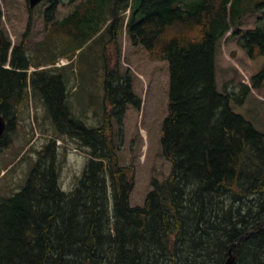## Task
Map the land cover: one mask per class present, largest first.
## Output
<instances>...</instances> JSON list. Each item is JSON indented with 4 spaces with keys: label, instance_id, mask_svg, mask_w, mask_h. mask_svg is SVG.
<instances>
[{
    "label": "trees",
    "instance_id": "1",
    "mask_svg": "<svg viewBox=\"0 0 264 264\" xmlns=\"http://www.w3.org/2000/svg\"><path fill=\"white\" fill-rule=\"evenodd\" d=\"M74 1L41 0L30 8L26 0L29 13L47 4L45 35L55 26L90 48L106 36L115 40L126 20L130 46L165 63L167 115L158 147L170 172L151 181L140 206L130 205L134 179L129 166L119 165L114 139H122L128 107L134 122L143 123L131 69L121 73L104 53L97 56L99 72L88 64L102 78L104 109L101 125L87 127L67 105L61 69L28 73V22L19 44L0 47V115L7 122L0 154L23 104L40 94L55 135L87 148L88 159L66 193L54 141L36 152L21 190L0 200V264H223L229 251L233 264H264V0H83L58 22V7ZM253 12L260 14L253 28L239 30L240 20ZM230 32L249 60L250 85L221 93L216 57ZM150 86L143 83L142 91ZM153 88L158 106L162 88Z\"/></svg>",
    "mask_w": 264,
    "mask_h": 264
},
{
    "label": "rangeland",
    "instance_id": "2",
    "mask_svg": "<svg viewBox=\"0 0 264 264\" xmlns=\"http://www.w3.org/2000/svg\"><path fill=\"white\" fill-rule=\"evenodd\" d=\"M80 1L83 0H75L71 5L66 3L60 5L56 12V20L59 22L72 13L74 6ZM42 3L29 13L26 0H0L2 42H8L11 46L19 44L30 22L25 54L32 66L40 65L39 69L43 70L57 68L55 64L61 59L72 61L69 66L61 69L65 76L67 105L72 115L90 128L100 126L102 123L103 85L102 78L91 74L88 64L91 62V65H96L99 72L102 60L97 56L104 53L107 62L109 63L110 60L111 65L117 63L121 73L127 68L131 69L134 75V92L142 98L140 113L143 123L134 122L135 112L128 107L123 120L122 139L115 137L114 141L119 165L129 166L130 174L134 179L130 205L140 206V202L143 203L145 195L151 190V181L153 179L162 181L170 172V165L162 157L158 147L160 123L167 115L165 63L151 61L143 49L132 48L124 28L123 33L116 36L115 40L109 39V36L103 37L102 44H92V48L77 45L76 39L70 37L68 31L63 29L57 31L55 26L48 31V35H45L44 11L47 4ZM128 13L127 11L126 16ZM259 16V13L254 12L245 15L240 20L238 29L243 32L252 29ZM105 39L108 41L107 47L103 45ZM117 52L121 53L119 59H116ZM76 56L80 57L74 60ZM51 59H54V62H51ZM32 66L29 74L34 71ZM216 66L217 88L221 93L236 92L240 85H250L249 60L237 45V37L231 35V32L218 44ZM138 76L144 84L162 88L158 106H156V88L150 86L142 91L143 83L138 80ZM153 106L156 109L152 117ZM144 128L147 129V138L141 133ZM54 138L59 140V143L55 142L58 146L56 147L59 186L66 193L73 189L87 162L88 150L80 147L75 140L55 135L42 96L36 94L23 104L18 122L9 134L10 144L0 154V200L11 197L21 190L36 158V152ZM146 140L149 147L146 145L147 150L144 151ZM119 141H121L120 145H118ZM155 144L157 152L151 157V148L153 149ZM144 154L147 155L148 160L144 158Z\"/></svg>",
    "mask_w": 264,
    "mask_h": 264
},
{
    "label": "water",
    "instance_id": "3",
    "mask_svg": "<svg viewBox=\"0 0 264 264\" xmlns=\"http://www.w3.org/2000/svg\"><path fill=\"white\" fill-rule=\"evenodd\" d=\"M28 1H29L30 8H33L41 0H28ZM1 43H2V40L0 37V46H1ZM5 128H6V122L4 118L0 115V139L5 131ZM232 262H233V256L230 255L223 264H232Z\"/></svg>",
    "mask_w": 264,
    "mask_h": 264
},
{
    "label": "bare ground",
    "instance_id": "4",
    "mask_svg": "<svg viewBox=\"0 0 264 264\" xmlns=\"http://www.w3.org/2000/svg\"><path fill=\"white\" fill-rule=\"evenodd\" d=\"M232 174H233V173H232ZM235 174H236V173H235ZM228 177H229V176H228ZM231 177H232V176H231ZM229 179H230V178H229ZM234 179H235V177H234ZM234 179H233V180H234ZM234 182H235V181H234ZM234 182H233V183H234ZM232 185H233V184H232ZM226 186H228V185H226ZM226 186H225V187H226ZM226 188H228V187H226ZM226 188H225V192H226ZM223 190H224V189H223ZM228 190H230V189H228ZM217 191H218V190H217ZM218 192H219V191H218ZM222 192H223V191H222ZM251 193H252V192H251ZM222 194H223V193H222ZM248 198H249V197H248ZM248 198H247V199H248ZM251 201H252V200H251ZM208 202H209V201H208ZM246 202H247V201H246ZM125 203H126V202H125ZM248 203H249V202H248ZM114 204H115V203H114ZM177 205H178V204H177ZM208 205H209V204H208ZM231 205H232V204H231ZM262 207H263V206H262ZM182 208H183V207H182ZM201 209H202V208H201ZM220 209H221V208H220ZM218 210H219V209H218ZM123 211H124V210H123ZM120 212H121V211H120ZM161 213H162V212H161ZM178 213H179V212H178ZM200 213H201V212H200ZM217 213H218V212H217ZM225 213H226V212H225ZM129 214H130V213H129ZM162 215H163V213H162ZM200 215H201V214H200ZM215 215H216V214H215ZM223 215H224V214H223ZM215 217H216V216H215ZM219 217H220V216H219ZM220 218H221V217H220ZM181 219H182V218H181ZM216 219H217V218H216ZM175 220H176V219H175ZM250 222H251V220H250ZM204 223H207V222H204ZM258 224H259V223H258ZM147 226H148V225H147ZM155 226H156V225H155ZM171 226H172V225H171ZM178 227H180V226H178ZM256 227H257V226H256ZM179 229H180V228H179ZM262 229H263V228H262ZM176 230H177V229H176ZM214 230H215V229H214ZM181 231H183V230H181ZM255 231H256V229H255ZM142 233H143V232H142ZM180 236H181V235H180ZM180 236H179V238H180ZM37 237H38V236H37ZM160 238H161V237H160ZM198 241H200V240H198ZM258 241H259V240H258ZM207 242H208V241H207ZM260 242H261V241H260ZM159 243H160V242H159ZM196 243H197V242H196ZM237 243H238V242H237ZM258 244L260 245V243H258ZM164 245H165V244H164ZM164 245H163V246H164ZM158 246H159V245H158ZM158 246H157V247H158ZM193 246H194V245H193ZM232 246H233V244L229 247V249L232 248ZM260 246H261V245H260ZM159 248H160V247H159ZM203 248H205V247H203ZM263 248H264V247H263ZM200 250H201V249H200ZM203 250H204V249H203ZM60 252H61V251H60ZM161 252H162V250H161ZM230 255L233 256L232 253L229 251V256H230ZM160 256H161V255H160ZM201 257H202V256H201ZM252 257H253V256H252ZM242 258H243V257H242ZM242 258H241V259H242ZM201 259H202V258H201ZM245 259H246V258H245ZM234 260H235V257H233V262H234ZM242 260H243V259H242ZM204 261H205V258H204ZM208 261H210V259H209ZM233 262H232V264H233ZM244 263H245V262H244ZM195 264H196V263H195ZM202 264H204V263H202ZM205 264H206V263H205ZM207 264H208V262H207ZM259 264H260V263H259Z\"/></svg>",
    "mask_w": 264,
    "mask_h": 264
}]
</instances>
